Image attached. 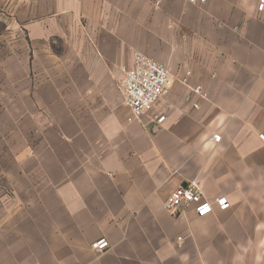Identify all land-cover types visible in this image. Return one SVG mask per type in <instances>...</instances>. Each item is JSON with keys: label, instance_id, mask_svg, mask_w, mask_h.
Here are the masks:
<instances>
[{"label": "crops", "instance_id": "0c3cea01", "mask_svg": "<svg viewBox=\"0 0 264 264\" xmlns=\"http://www.w3.org/2000/svg\"><path fill=\"white\" fill-rule=\"evenodd\" d=\"M258 1L0 0V264H264ZM135 50L174 83L130 121ZM195 178L213 211H167Z\"/></svg>", "mask_w": 264, "mask_h": 264}, {"label": "built area", "instance_id": "2783aa9c", "mask_svg": "<svg viewBox=\"0 0 264 264\" xmlns=\"http://www.w3.org/2000/svg\"><path fill=\"white\" fill-rule=\"evenodd\" d=\"M194 1H199L200 3L206 2V0ZM257 8L259 11L264 9V0L258 1ZM189 74L187 72L182 82L190 87L193 93L206 98L207 94L202 86L189 85ZM173 83L174 77L165 65L146 53L135 50L131 64L121 67L118 81V88L122 94L123 101L130 109L129 120H140L152 112L154 107L170 92ZM194 106L198 107L199 104L195 103ZM152 118L161 124L166 120V112H155ZM221 138L222 135L220 133L212 136L215 142H220ZM260 138L264 139V134H260ZM215 203L221 209H227L230 206V202L226 196L217 197ZM190 206L193 207L198 216H205L213 211V203L205 198L201 182L198 178L180 184L164 200V208L172 213L183 211ZM177 240L181 243L184 237L179 236ZM109 248L110 244L106 238L99 239L92 244V249L96 253H102Z\"/></svg>", "mask_w": 264, "mask_h": 264}, {"label": "rangeland", "instance_id": "374dc122", "mask_svg": "<svg viewBox=\"0 0 264 264\" xmlns=\"http://www.w3.org/2000/svg\"><path fill=\"white\" fill-rule=\"evenodd\" d=\"M1 13H3V12H1ZM4 21H5L4 15L3 14H0V33L4 32V30H5L4 29Z\"/></svg>", "mask_w": 264, "mask_h": 264}]
</instances>
